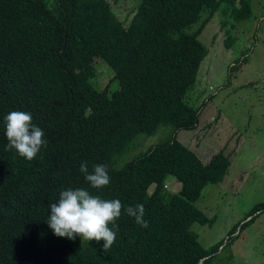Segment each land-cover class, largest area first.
<instances>
[{"label": "trees", "instance_id": "trees-1", "mask_svg": "<svg viewBox=\"0 0 264 264\" xmlns=\"http://www.w3.org/2000/svg\"><path fill=\"white\" fill-rule=\"evenodd\" d=\"M216 14L231 49L253 2L141 0L125 26L108 0H0V264H216L238 225L210 250L192 226L213 224L196 203L224 182L231 161L220 151L204 163L177 139L200 123L191 102L210 54L200 36ZM95 58L115 71L118 90L96 88ZM14 110L30 112L44 132L47 145L31 161L6 150L4 117ZM163 127L172 128L166 140L117 168L141 135ZM82 161L89 172L107 165L110 184L92 189ZM170 178L181 183L178 193L168 190ZM68 188L143 204L148 227L122 210L107 250L103 241L57 237L49 205Z\"/></svg>", "mask_w": 264, "mask_h": 264}, {"label": "rangeland", "instance_id": "rangeland-1", "mask_svg": "<svg viewBox=\"0 0 264 264\" xmlns=\"http://www.w3.org/2000/svg\"><path fill=\"white\" fill-rule=\"evenodd\" d=\"M117 18L128 26L141 0H108ZM254 15L239 26L236 42L226 47V29L216 14L200 36L212 48L201 66L193 105L201 107L195 130L178 132L177 139L194 151L204 163L223 151L231 161L224 182L209 185L196 205L210 218L211 225L195 223L192 230L210 250L227 243L230 230L238 225L234 241L220 249L216 264H264V209L248 217L264 203V0H252ZM95 86L109 92L120 88L115 71L101 58L94 59ZM237 67V68H235ZM195 101V103H194ZM171 127H163L152 137L141 135L135 149L117 158V168L166 140ZM174 178L167 182L172 193L181 190ZM154 188H151V192ZM254 217L253 221L242 225Z\"/></svg>", "mask_w": 264, "mask_h": 264}, {"label": "clouds", "instance_id": "clouds-1", "mask_svg": "<svg viewBox=\"0 0 264 264\" xmlns=\"http://www.w3.org/2000/svg\"><path fill=\"white\" fill-rule=\"evenodd\" d=\"M210 49V48H209ZM6 150L15 149L20 157L31 161L37 157L47 141L43 130L32 123V114L27 111H10L4 117ZM79 171L92 189H101L110 184L108 167L94 164L89 172L87 161H82ZM46 223L54 235L74 240L77 236L88 241H103V249L110 248L116 240V221L123 212L134 218L136 224L147 228L143 204L125 206L119 199H104L86 188H68L59 194V199L49 205ZM113 227H109V225ZM203 262V261H202Z\"/></svg>", "mask_w": 264, "mask_h": 264}, {"label": "crops", "instance_id": "crops-1", "mask_svg": "<svg viewBox=\"0 0 264 264\" xmlns=\"http://www.w3.org/2000/svg\"><path fill=\"white\" fill-rule=\"evenodd\" d=\"M212 48H213V46L210 48V53L212 51ZM209 57H210V54H209L208 58H206V61L209 60Z\"/></svg>", "mask_w": 264, "mask_h": 264}, {"label": "bare ground", "instance_id": "bare-ground-1", "mask_svg": "<svg viewBox=\"0 0 264 264\" xmlns=\"http://www.w3.org/2000/svg\"><path fill=\"white\" fill-rule=\"evenodd\" d=\"M231 44H232V42H231Z\"/></svg>", "mask_w": 264, "mask_h": 264}, {"label": "water", "instance_id": "water-1", "mask_svg": "<svg viewBox=\"0 0 264 264\" xmlns=\"http://www.w3.org/2000/svg\"><path fill=\"white\" fill-rule=\"evenodd\" d=\"M202 264V263H201Z\"/></svg>", "mask_w": 264, "mask_h": 264}]
</instances>
